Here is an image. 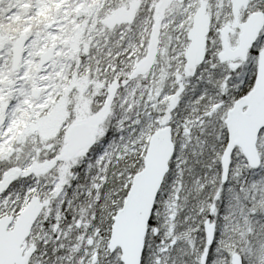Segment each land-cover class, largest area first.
<instances>
[{
    "label": "snow or ice",
    "instance_id": "6c2138e0",
    "mask_svg": "<svg viewBox=\"0 0 264 264\" xmlns=\"http://www.w3.org/2000/svg\"><path fill=\"white\" fill-rule=\"evenodd\" d=\"M0 264H264V0H0Z\"/></svg>",
    "mask_w": 264,
    "mask_h": 264
}]
</instances>
